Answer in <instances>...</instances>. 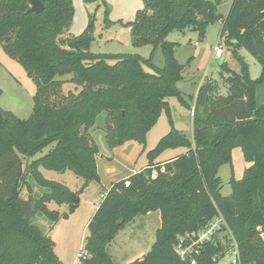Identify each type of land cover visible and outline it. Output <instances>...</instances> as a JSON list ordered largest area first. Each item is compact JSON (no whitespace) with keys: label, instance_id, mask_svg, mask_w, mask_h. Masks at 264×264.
<instances>
[{"label":"trees","instance_id":"1","mask_svg":"<svg viewBox=\"0 0 264 264\" xmlns=\"http://www.w3.org/2000/svg\"><path fill=\"white\" fill-rule=\"evenodd\" d=\"M41 1L45 9L36 14L27 12L26 0H0V46L23 65L37 87L29 118L20 119L0 106V264H64L53 240L31 220L43 214L58 221L61 213L49 207L53 203L74 212L79 192L46 179L40 168L71 170L84 179L83 189L99 179V152L90 130L103 111L111 147L131 140L145 144L148 131L166 112L172 129L150 157L169 148L187 152L165 162L151 161L108 189L88 224L83 247L89 255L80 259L82 264H116L108 245L127 223L153 210L161 213L155 244L128 264H191V258L183 260L176 252L178 239L198 232L219 213L239 244L242 261L264 264V104L258 107L255 100L261 78L250 77L239 52L247 49L262 62L264 72V0H233L227 15L219 12L223 0H143L135 18L123 24L130 28L135 47L161 46L162 68L138 53L93 52L91 20L64 47L60 36L72 23L71 0ZM217 21L240 70L221 64L228 73L226 94L217 80H204L195 98L193 134L188 135L173 124L168 99L183 100L178 83L184 65L175 58L177 44L166 37L173 30H193L202 38ZM106 22L111 23L108 9ZM67 81L76 91L63 93ZM49 145L53 147L47 154L24 164L25 157ZM235 147L242 148L251 165L241 179L231 178L233 191L225 196L219 168L232 162ZM29 178L48 191L35 197ZM121 218L124 222L117 224ZM217 250L209 241L192 258L196 264H212Z\"/></svg>","mask_w":264,"mask_h":264},{"label":"rangeland","instance_id":"2","mask_svg":"<svg viewBox=\"0 0 264 264\" xmlns=\"http://www.w3.org/2000/svg\"><path fill=\"white\" fill-rule=\"evenodd\" d=\"M231 0H223L219 7L220 13H225ZM74 15L70 25V33L73 37L83 34L92 21L93 52L106 54L138 53L143 58L151 60L157 67H164L165 59L161 46L153 49L151 45L135 47L129 27L123 22L133 20L139 9L143 8V0H71ZM107 5H106V4ZM111 23L106 22V11ZM125 23V22H124ZM222 23L220 21L210 23L204 37H200L197 31L173 30L166 40L177 44L175 58L184 65L183 80L178 83L183 100L192 104V109L179 96H171L168 101L172 110L174 127L190 134L193 127V108L195 94L199 85L205 79L217 80L222 88V93H227L226 78L228 73L222 70L221 64L231 62L232 69L240 70V64L229 54L231 46L226 42V35L221 38ZM68 31L60 36L61 44L66 47L69 39ZM68 37V38H67ZM221 43L225 54L221 59L212 58L213 50ZM239 52L245 60L250 77L261 78L255 87V100L258 107L264 104V72L262 62L244 47ZM148 72H154L145 65ZM68 75L66 79H70ZM36 84L27 71L16 59L10 57L4 48L0 46V106L12 111L20 119L30 117L34 109V96ZM76 91L72 83L66 82L63 93ZM194 97V100H193ZM107 112H101L91 128L90 133L98 147L97 167L99 179L91 181L83 189L84 179L78 177L73 171L67 170L65 175L54 170L43 169L41 172L48 180L64 183L72 190L79 192V201L74 212L70 213L67 205L50 204L52 210L61 213L58 221L52 222L43 214H36L31 222L36 225L55 244V252L64 264H82L78 253L83 248L85 239L89 234L88 224L93 217L97 205L102 202L106 192L112 185L114 177L121 172V177L134 174L143 169L151 161L158 163L175 157L187 151L184 147L169 148L160 152L153 158L150 151L172 129L170 119L163 112L158 122L148 131L145 144L138 141H127L116 147H111L107 141L106 132ZM54 145V144H53ZM49 145L32 158H24V164L42 157L53 147ZM251 165L245 158L241 147L232 150V162L219 168V176L222 180V194H232V177L241 179L245 170ZM67 177V178H66ZM33 186V194L40 197L48 190L39 186L32 178L28 179ZM24 198L28 197V190L22 192ZM67 214V216L63 215ZM161 226V213L153 210L147 215H138L127 223L108 245L109 253L116 264H128L144 254L148 253L155 244L157 229ZM264 239V233L262 234ZM221 242L226 240V235L220 236ZM220 264H229V256H225Z\"/></svg>","mask_w":264,"mask_h":264},{"label":"built area","instance_id":"3","mask_svg":"<svg viewBox=\"0 0 264 264\" xmlns=\"http://www.w3.org/2000/svg\"><path fill=\"white\" fill-rule=\"evenodd\" d=\"M216 58H222L225 54L224 47L221 43L217 44L214 49ZM194 113V108H193ZM155 171L153 176H155ZM125 186H130V181L125 182ZM226 235V240L221 242V235ZM212 241L218 247L216 254L213 256L212 264H220L225 256H229V264H253L245 263L241 259L239 244L233 233L227 227V223L222 214H217L213 219L201 230L193 235L186 233L178 239L175 246L176 252L183 260L191 258V264H196V260L192 258V254H199L205 243ZM89 253L84 247L78 253L79 259H85Z\"/></svg>","mask_w":264,"mask_h":264},{"label":"crops","instance_id":"4","mask_svg":"<svg viewBox=\"0 0 264 264\" xmlns=\"http://www.w3.org/2000/svg\"><path fill=\"white\" fill-rule=\"evenodd\" d=\"M232 1L233 0H231L230 1V3H228V9H227V11L225 12V13H223V15H227V13H228V11H229V9H230V6H231V3H232ZM223 4V3H222ZM220 6H222V5H220ZM219 6V7H220ZM137 13V12H136ZM136 15V14H135ZM132 20V19H131ZM131 20H127V21H124V22H128V21H131ZM70 28L69 29H67L66 31H68V33H69V35H68V37L70 38V37H73L72 35H71V33H70ZM67 37V38H68ZM229 54L230 55H232V53L229 51ZM212 58H216L215 57V54H214V50H213V53H212ZM217 59H219V58H217ZM221 59V58H220ZM227 63L229 64V66L231 67V62H228L227 61ZM232 68V67H231ZM202 84V83H201ZM201 84L199 85V88H200V86H201ZM199 88L196 90V94H195V98H196V95H197V93H198V90H199ZM185 133H187L188 131H184ZM188 134V133H187ZM193 134V127H192V131L190 132V134H188V135H192ZM187 152V151H186ZM186 152H184V153H186ZM183 154V153H182ZM180 155V154H179ZM176 156H178V155H176ZM175 156V157H176ZM174 157H170L169 159H166V160H164V161H161V162H165V161H167V160H170V159H173ZM148 165L146 164V166L143 168V169H145L146 167H147ZM44 168H41V170H43ZM143 169H141V170H143ZM141 170H138V171H136V172H139V171H141ZM66 172H68V171H66ZM135 172V173H136ZM61 174H63V175H65V172L64 173H61ZM130 175H128V176H126V177H121V172H118L117 173V175L114 177V181L112 182V185L114 184V183H116V182H118V181H120V180H123V179H125V178H127V177H129ZM67 178V177H66ZM111 185V186H112ZM110 186V187H111ZM97 206H99V204L97 205Z\"/></svg>","mask_w":264,"mask_h":264},{"label":"water","instance_id":"5","mask_svg":"<svg viewBox=\"0 0 264 264\" xmlns=\"http://www.w3.org/2000/svg\"><path fill=\"white\" fill-rule=\"evenodd\" d=\"M213 1V0H210ZM28 10L27 12H32V13H40L45 9V5L41 0H26ZM90 37H93L92 34H90ZM124 222V218H121L117 224H122Z\"/></svg>","mask_w":264,"mask_h":264}]
</instances>
